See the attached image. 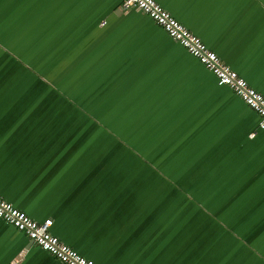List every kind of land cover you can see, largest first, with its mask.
I'll return each mask as SVG.
<instances>
[{"label":"crops","instance_id":"obj_1","mask_svg":"<svg viewBox=\"0 0 264 264\" xmlns=\"http://www.w3.org/2000/svg\"><path fill=\"white\" fill-rule=\"evenodd\" d=\"M155 1L264 96V0ZM122 2L0 0V196L94 264H264L258 116ZM0 264L62 263L0 219Z\"/></svg>","mask_w":264,"mask_h":264},{"label":"built area","instance_id":"obj_2","mask_svg":"<svg viewBox=\"0 0 264 264\" xmlns=\"http://www.w3.org/2000/svg\"><path fill=\"white\" fill-rule=\"evenodd\" d=\"M125 11L136 9L149 17L166 35L180 44L204 68L211 72L219 85L227 86L259 118L257 128L264 129V96L253 89L220 57L180 22L165 11L155 0H123ZM254 133L250 134L252 137ZM0 219L23 233L36 247L47 252L62 264H94L50 232L52 221L37 222L14 208L0 196Z\"/></svg>","mask_w":264,"mask_h":264}]
</instances>
